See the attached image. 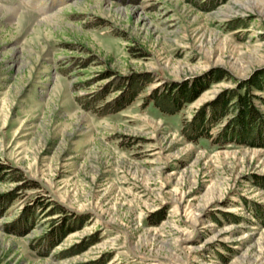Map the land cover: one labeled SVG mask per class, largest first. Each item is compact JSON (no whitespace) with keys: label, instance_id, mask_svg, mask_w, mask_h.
<instances>
[{"label":"rangeland","instance_id":"1","mask_svg":"<svg viewBox=\"0 0 264 264\" xmlns=\"http://www.w3.org/2000/svg\"><path fill=\"white\" fill-rule=\"evenodd\" d=\"M258 73L264 0H0V264H264V146L216 141L235 97L183 130L248 88L264 140Z\"/></svg>","mask_w":264,"mask_h":264},{"label":"trees","instance_id":"2","mask_svg":"<svg viewBox=\"0 0 264 264\" xmlns=\"http://www.w3.org/2000/svg\"><path fill=\"white\" fill-rule=\"evenodd\" d=\"M219 75L220 74L218 72H213L209 77L210 79L204 78L203 81L198 80V82L194 84L195 86L193 88L191 87L193 83L189 84L190 81H187L186 83H184L183 88L179 90L177 94H174V95L172 94L173 90L167 93H158V89H155L151 93L152 95L150 94V96L152 100H154V103L156 106L162 108V110H165V109L170 110L172 105H175V104L180 105L179 102L182 101L183 99H184L183 101L192 100L202 88L206 87L208 80H216L217 78H219L218 77ZM259 75H262V74L258 73L256 75V80L253 79L252 81H250V83H252V85L255 86L257 89H262V88L264 89V84L262 85L261 81L258 80L257 76ZM142 77L143 76L141 77L134 76L128 79V82L130 85L129 92L125 94V96L122 95L117 100H114L113 103L115 105H118V104L122 105L121 102L124 97L127 100H129L130 98L132 99L135 95L134 91L141 85L140 83L142 81ZM104 89H107V87ZM247 90L248 88L246 89V93H244L243 95L236 93V91L235 92L227 91L222 96L218 97L217 100L208 102L207 104L203 105L199 113L195 115V118L192 119V121L186 126V128L184 126V129H183L184 133L187 132L186 131L187 127H189V130H188L189 133H187L186 135L190 139H194V138L196 139L200 137L202 134L205 133L203 130L205 131L208 130L209 124L211 123L214 124V122L216 123L217 120H219L222 116L225 115V113L228 111L227 105H228L229 100L235 97L236 100L234 102L236 103H234L233 107L234 108L237 107L236 110H234V112L237 110L238 112L229 121L230 126L227 127L228 124H226L224 128H222L221 132L216 137V141L223 140L222 143L224 144V143H227V140H230L232 142H236L239 144L264 146V140L263 138L260 139L258 132L255 137L254 136L252 137V135H250L252 133V130L258 129L257 127H259L260 124L262 125L261 129L259 128L256 131H259V130L262 131L263 124H262V121H260L261 118H260L258 111L256 110V108L252 105V102L250 101L249 92ZM206 107L211 108L210 119L207 121H205L206 112L204 111ZM237 127H240L241 131H238ZM154 215L156 216V213ZM61 229L62 227L60 228V230ZM62 232H64V230Z\"/></svg>","mask_w":264,"mask_h":264}]
</instances>
